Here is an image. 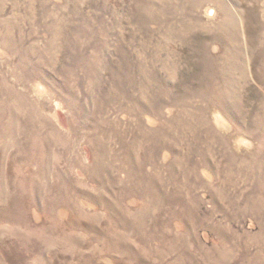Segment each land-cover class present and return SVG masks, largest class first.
<instances>
[{
	"label": "rangeland",
	"instance_id": "1",
	"mask_svg": "<svg viewBox=\"0 0 264 264\" xmlns=\"http://www.w3.org/2000/svg\"><path fill=\"white\" fill-rule=\"evenodd\" d=\"M0 264H264V0H0Z\"/></svg>",
	"mask_w": 264,
	"mask_h": 264
}]
</instances>
